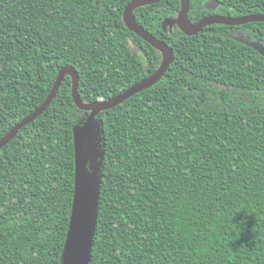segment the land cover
Returning <instances> with one entry per match:
<instances>
[{"label": "trees", "instance_id": "trees-1", "mask_svg": "<svg viewBox=\"0 0 264 264\" xmlns=\"http://www.w3.org/2000/svg\"><path fill=\"white\" fill-rule=\"evenodd\" d=\"M132 0H0V140L73 68L85 104L153 74L160 53L122 20ZM264 14V0H218ZM189 0L188 17L207 12ZM178 0L133 12L173 50L152 87L100 112L96 220L88 264H264V23L193 36L163 21ZM88 112L71 78L0 149V264H63L74 196V135Z\"/></svg>", "mask_w": 264, "mask_h": 264}, {"label": "water", "instance_id": "water-1", "mask_svg": "<svg viewBox=\"0 0 264 264\" xmlns=\"http://www.w3.org/2000/svg\"><path fill=\"white\" fill-rule=\"evenodd\" d=\"M162 1L165 0H132L126 5L122 13V20L125 27L160 53L161 63L153 74L108 100L85 104L80 100L78 94V75L76 71L71 67H64L58 72L55 82L43 103L31 115L15 125L0 140L1 149L9 143V141H11L20 128L31 123L44 111H46L55 98L65 76L71 78L72 99L79 110L88 112V116L82 126L76 130L73 139L75 196L70 219L69 233L63 254V264H88L90 258L92 237L96 220L97 187L96 182H94L90 172L86 168L88 153L85 143L90 133L94 130L96 115L100 112L107 111L120 105L135 94L155 85L164 76L165 72L174 61L173 50L140 27L135 22L133 17V12L136 9L157 4ZM178 1L180 3V12L177 19L175 21L164 20L163 24L168 25L170 28L176 24L178 29L186 36L196 35L205 27L211 25H225L233 27L254 22L264 23V14H252L240 18H233L229 16L205 17L199 22L193 24L188 19L189 0ZM210 1L212 0H208L204 4V10L208 11L215 9V7L211 8L209 5ZM212 2H216L217 6L220 5L217 0H213ZM232 39L253 49L264 58V46L262 44L255 41L249 42L241 37H232Z\"/></svg>", "mask_w": 264, "mask_h": 264}, {"label": "rangeland", "instance_id": "rangeland-1", "mask_svg": "<svg viewBox=\"0 0 264 264\" xmlns=\"http://www.w3.org/2000/svg\"><path fill=\"white\" fill-rule=\"evenodd\" d=\"M85 147L88 153V161L86 168L90 172L94 182L97 183L99 177V164H100V141L95 136L94 130L90 133L89 137L86 140Z\"/></svg>", "mask_w": 264, "mask_h": 264}, {"label": "flooded vegetation", "instance_id": "flooded-vegetation-1", "mask_svg": "<svg viewBox=\"0 0 264 264\" xmlns=\"http://www.w3.org/2000/svg\"><path fill=\"white\" fill-rule=\"evenodd\" d=\"M208 0H205V2L203 3V6H204V4L207 2ZM213 1V0H212ZM212 1H210V6H211V8H213V7H215V9L214 10H205L206 12H207V14L204 16V17H202V18H200L198 21H195V22H191L190 21V19H189V17H188V19H189V21L191 22V23H193V24H195V23H197V22H199L201 19H203V18H205V17H212V16H225L226 17V15H221V14H218L217 13V11H218V9H219V7H220V5H216V2L214 3V2H212ZM218 1V0H217ZM179 2V1H178ZM219 2V1H218ZM220 3V2H219ZM180 4V3H179ZM179 12H180V7H179V10H178V13H177V15H176V17H174V18H169V19H166V20H173V21H175L176 19H177V17H178V15H179ZM163 23H164V21H163ZM177 27V25L176 24H174L173 25V27ZM169 27V26H168ZM170 28V27H169ZM172 28V27H171ZM178 28V27H177ZM180 31V30H179ZM181 32V31H180Z\"/></svg>", "mask_w": 264, "mask_h": 264}]
</instances>
